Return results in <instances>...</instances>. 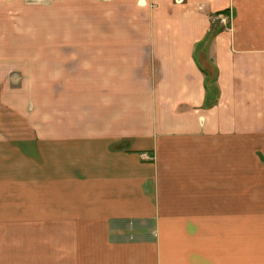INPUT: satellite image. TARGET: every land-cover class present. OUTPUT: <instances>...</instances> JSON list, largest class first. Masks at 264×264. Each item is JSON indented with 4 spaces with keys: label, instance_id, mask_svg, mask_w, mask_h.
<instances>
[{
    "label": "crops",
    "instance_id": "0c3cea01",
    "mask_svg": "<svg viewBox=\"0 0 264 264\" xmlns=\"http://www.w3.org/2000/svg\"><path fill=\"white\" fill-rule=\"evenodd\" d=\"M0 264H264V0H0Z\"/></svg>",
    "mask_w": 264,
    "mask_h": 264
},
{
    "label": "rangeland",
    "instance_id": "374dc122",
    "mask_svg": "<svg viewBox=\"0 0 264 264\" xmlns=\"http://www.w3.org/2000/svg\"><path fill=\"white\" fill-rule=\"evenodd\" d=\"M46 12V11H44ZM42 14L40 13V16ZM71 21L69 24L70 30H84V29H101L106 31H114V8L113 10L111 8H105V7H98L95 5H88V6H77L71 8ZM46 15L44 14V17ZM82 16L87 21L86 23H81L80 17ZM59 30H63V25L59 24ZM42 32H45V28H41ZM27 44L26 46L30 48V42H35L37 40H30L26 39L23 40ZM39 42H42V45H45L46 39L45 38H39ZM40 46V45H39ZM35 75V79L38 80V83L35 84L38 86L40 92L45 94L48 91V88L50 89L49 82L55 84L54 87H51V89L55 90L56 96L61 94L63 88L60 85L62 82V78L64 77L63 72L59 71H50L47 72L45 69H40L38 71L33 72ZM54 75V76H53ZM67 78L77 80L79 78H82L85 80V86L87 88V94L89 98H92V96L95 97H101L102 92L104 88L102 85L104 84L105 80L103 79H110L112 78L110 76V72L107 71H86L82 72V75H78L76 71H69L67 72ZM52 86V84H51ZM46 94L44 95V97ZM43 97L44 101L45 98Z\"/></svg>",
    "mask_w": 264,
    "mask_h": 264
},
{
    "label": "built area",
    "instance_id": "2783aa9c",
    "mask_svg": "<svg viewBox=\"0 0 264 264\" xmlns=\"http://www.w3.org/2000/svg\"><path fill=\"white\" fill-rule=\"evenodd\" d=\"M34 2H45V1H47V0H33ZM220 18L223 20V21H225L226 23H228L229 21H230V19H231V17L230 16H228V15H226V14H222V15H220Z\"/></svg>",
    "mask_w": 264,
    "mask_h": 264
}]
</instances>
